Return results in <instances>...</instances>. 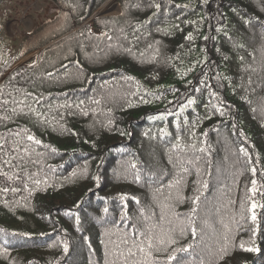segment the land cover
<instances>
[{"label": "trees", "instance_id": "1", "mask_svg": "<svg viewBox=\"0 0 264 264\" xmlns=\"http://www.w3.org/2000/svg\"><path fill=\"white\" fill-rule=\"evenodd\" d=\"M53 1L0 65V264H122L148 228L176 229L165 264H264V0H118L73 30L104 0Z\"/></svg>", "mask_w": 264, "mask_h": 264}, {"label": "snow or ice", "instance_id": "2", "mask_svg": "<svg viewBox=\"0 0 264 264\" xmlns=\"http://www.w3.org/2000/svg\"><path fill=\"white\" fill-rule=\"evenodd\" d=\"M191 39V36L188 37ZM29 140H32L33 137L29 136ZM36 143H40L39 141H36ZM4 145L0 144V150H3ZM26 151V149H25ZM7 163V161L5 162ZM132 167H135V165H132ZM187 171V169H185ZM253 175H255L256 170L252 169ZM0 175L6 176L9 180L12 179L11 176L8 175L6 172L0 171ZM256 180H252V188L251 192L253 195L256 193ZM207 186L206 184L204 185ZM3 191H7L8 189H2ZM15 191V189H13ZM199 200V196L195 197L192 200L193 205H196ZM257 207L256 203L253 201L251 204V209L254 210ZM244 204L241 203V210L243 211ZM196 207L192 208V213L194 214L196 212ZM107 211V209H105ZM164 216L161 215L159 217V220H163ZM241 219H244L243 215L241 216ZM251 219L253 222L256 221V215L255 212H252ZM187 225L191 231V234L195 237L197 232L196 228L193 226L194 221L191 218L187 219ZM153 227H156L154 225ZM176 229L175 228H169L167 230H164L161 228V231L159 233L154 232L152 228L145 229L144 231H138V233H133L131 237H129L127 234H125L120 243L116 245V251L114 255H116L117 261L122 260V264H165V262L160 261L159 258L156 256L157 253L161 252H167L168 246L176 244L177 240L174 237ZM186 231L185 224L182 221L179 224V232L180 235L183 236ZM139 235L141 238L136 239V235ZM227 239V237H225ZM123 245V247H121ZM188 247H191L189 245ZM241 249L245 251H256L254 248H244L243 242L240 245ZM188 248L183 249H174L175 251H187ZM175 259L174 255H168L167 256V264H171V261ZM113 264H116V261H113ZM203 264V261L201 262Z\"/></svg>", "mask_w": 264, "mask_h": 264}, {"label": "rangeland", "instance_id": "3", "mask_svg": "<svg viewBox=\"0 0 264 264\" xmlns=\"http://www.w3.org/2000/svg\"><path fill=\"white\" fill-rule=\"evenodd\" d=\"M107 4L114 13L120 12L121 7L120 9L117 8V5L119 4L118 0H112L109 3H106V5ZM99 5L97 7H99ZM60 9H61L60 6H58L57 3H55L53 0L0 1V23L2 26L0 32V65H2L5 61H7L15 53L19 39L21 37H23L24 35H26V33L38 27L40 24L52 19ZM24 13H28V14L23 15ZM22 18L23 20L25 19L31 20V25L28 27V23H26L25 25V23L21 22ZM86 19L84 21H86ZM13 21L16 22L19 21L20 25L13 26L12 25ZM86 23H91V22H86ZM7 24L8 26L6 30L5 25ZM37 49L20 57L12 64L11 67H13V65L17 62L23 61L22 63H24L29 61L31 58L37 55L36 54Z\"/></svg>", "mask_w": 264, "mask_h": 264}, {"label": "water", "instance_id": "4", "mask_svg": "<svg viewBox=\"0 0 264 264\" xmlns=\"http://www.w3.org/2000/svg\"><path fill=\"white\" fill-rule=\"evenodd\" d=\"M106 3H108V0H104L99 7H97L90 15L89 17L86 19V21L82 22L81 24H84L86 22H91L93 21L94 18L98 17V16H102V15H106V14H113L114 12L111 10V8H109L108 10L106 9H102V6H105ZM108 5V4H107ZM117 5V4H116ZM117 8L120 9V5H117ZM121 11V9H120ZM81 24H74V26L70 29L73 30L76 27L80 26ZM42 49V47L38 48L36 50V54H38V52ZM23 61L17 62L13 65V67H11L10 69L7 70V72L5 74H7L9 71H11L13 68H15L16 66H18L19 64H22Z\"/></svg>", "mask_w": 264, "mask_h": 264}, {"label": "crops", "instance_id": "5", "mask_svg": "<svg viewBox=\"0 0 264 264\" xmlns=\"http://www.w3.org/2000/svg\"><path fill=\"white\" fill-rule=\"evenodd\" d=\"M26 14H28V13H24L23 15H26ZM28 16V15H27ZM24 17H26V16H24ZM26 20V19H25ZM25 20H23V18H22V20H21V22H23V23H25V25H26V23L29 21V19H27L26 21ZM14 24L15 23H12V25L14 26ZM29 24V23H28ZM16 26H19L20 25V23H19V21L15 24ZM6 26V30H7V26H8V24L7 25H5Z\"/></svg>", "mask_w": 264, "mask_h": 264}, {"label": "bare ground", "instance_id": "6", "mask_svg": "<svg viewBox=\"0 0 264 264\" xmlns=\"http://www.w3.org/2000/svg\"><path fill=\"white\" fill-rule=\"evenodd\" d=\"M109 2H111V1H109ZM108 2V3H109ZM107 8V9H106ZM102 9H106V10H108L109 9V5H105V6H102Z\"/></svg>", "mask_w": 264, "mask_h": 264}]
</instances>
